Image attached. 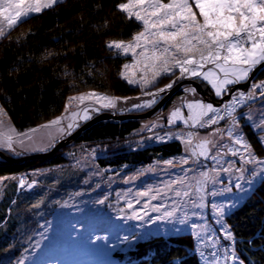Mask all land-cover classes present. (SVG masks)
<instances>
[{"label": "trees", "instance_id": "16d2710c", "mask_svg": "<svg viewBox=\"0 0 264 264\" xmlns=\"http://www.w3.org/2000/svg\"><path fill=\"white\" fill-rule=\"evenodd\" d=\"M122 2L127 0H63L6 30L0 39V102L18 132H30L60 117L68 98L82 93L139 97L141 91L121 76L124 59L106 46L112 40L130 41L142 28L117 9ZM256 79L264 80V68ZM165 80V84L170 82V78ZM183 82L186 79H176L175 84L181 86L167 109L185 94ZM91 115L86 124L80 122V127L43 153L15 157L0 150V177L8 178L0 185V264H15L35 241L38 231L29 226L31 217L39 214L42 220V214L56 213L67 196L84 188L87 171H77L72 163L74 152L83 147L99 148L96 168L118 174L153 164L156 159H178L185 154V145L173 138L143 146L130 142L141 126L138 113L126 110L114 114L108 109ZM119 116L126 118L120 120ZM245 130L254 152L264 157L260 135L249 125ZM39 169L49 170L33 177L31 173ZM23 177L28 186L21 188L19 178ZM78 204L85 206L81 201ZM143 217L147 218L144 213ZM224 219L235 237L234 242L229 241L231 252L242 264H264V177ZM168 231L153 228L151 232L165 235H150L148 230L136 228L130 231L131 242L125 249L89 254L87 258L96 257L95 264H203L189 230Z\"/></svg>", "mask_w": 264, "mask_h": 264}, {"label": "snow or ice", "instance_id": "6c2138e0", "mask_svg": "<svg viewBox=\"0 0 264 264\" xmlns=\"http://www.w3.org/2000/svg\"><path fill=\"white\" fill-rule=\"evenodd\" d=\"M62 2L63 0H0V39L6 36V30H11L18 22H23L22 17L27 19L30 14L41 13ZM116 7L125 14L126 19L139 22L142 30L136 32L128 42L112 40L107 42L106 46L125 56L130 54L133 58L134 62L130 65L125 64L121 73L127 83L138 85L141 90L156 89L144 92L145 95L152 97L150 101L136 104L134 107H152L161 93H166L174 86L176 79L200 78L202 82H207V85L211 86L216 97L227 94L231 97V102L225 103L222 109L203 101L188 103L187 115L180 108L171 111L168 124L180 122L189 129L174 138L181 140L186 146V152L193 158L192 163L199 164L201 158L220 163L223 156L229 154L237 156L239 153L236 148L229 146L227 142H221L225 140L226 135L228 142L244 150V155L240 156L244 163L264 165V160L256 159L252 145L241 134L242 130L235 115L237 107L256 99L257 90L260 96L264 97V80L259 82L254 78L250 80L251 74L260 66H264V0H168L167 3L164 0H127L118 3ZM162 76L170 78V82L159 87L157 81ZM172 77L175 79H171ZM242 83L251 84L248 93L239 92L238 95L232 96L233 88L229 86ZM190 90L193 93L196 91L194 88ZM121 99L96 91L69 97L64 113L42 125L41 129H55L57 134L70 135L80 127V121L92 119V113L99 114L103 110L116 109ZM124 99L126 102V98ZM248 120L252 121L256 128L264 131V110L260 111L258 123L253 121L251 115L248 116ZM229 121L230 127H222L221 122L228 124ZM41 129H31L28 133L17 132L8 123L7 113L0 106V149H7L19 155L15 145L19 143L24 146L26 140H34L33 134L40 132ZM204 129L211 131L202 134ZM160 139L163 141L164 137ZM259 143L264 146V136L260 137ZM48 146H55V137L49 138ZM189 162L190 159L181 160L182 164ZM168 163L171 164V161ZM262 174L264 169L261 172H252L253 176ZM5 179L8 178L0 177V185ZM193 179L195 184L180 178L166 186L168 192H173L175 197L182 199L172 210L163 211L156 220L178 224L187 222L186 216H177L180 204L190 199L193 191L202 193L207 183L216 182L207 171L201 172ZM175 185L184 186L183 190L174 189ZM235 187L239 189L241 185L236 184ZM162 194L166 196L167 192L164 189H157L156 194H152L151 190L138 193L140 197H148L149 203L159 199ZM242 196L243 193L241 198ZM200 200L198 204L194 200L192 203L195 207L204 208L202 195ZM239 203V200L234 199L230 203L213 205L216 223L224 229L226 233L224 239L228 241L234 242L235 237L224 224V217L228 211L238 207ZM128 207L132 208L133 205L129 203ZM147 207L148 204H145L144 208ZM163 207L167 208V205ZM153 211L161 212V207H154ZM134 218L144 217L137 213ZM156 220L152 223H156ZM192 227L202 228L201 238L207 235L206 225L202 227L193 224ZM95 239L99 240L101 237L97 236ZM103 239L107 242V237ZM132 239H135V236ZM119 242L131 241L128 236H124ZM212 254L215 255V252ZM225 259L236 262L238 257L234 251L229 253L225 249Z\"/></svg>", "mask_w": 264, "mask_h": 264}, {"label": "rangeland", "instance_id": "374dc122", "mask_svg": "<svg viewBox=\"0 0 264 264\" xmlns=\"http://www.w3.org/2000/svg\"><path fill=\"white\" fill-rule=\"evenodd\" d=\"M31 15L33 14H30V16ZM23 19L25 18L22 17L21 20ZM113 50L124 59L125 64L130 65L134 62L130 54L125 56L122 53H118L117 50ZM262 68H264V66H260L254 71L250 76V80L254 78L256 82H259L256 78L258 72H260ZM130 71L135 70L130 69ZM165 78L166 77L163 76L159 78L157 81L159 87L166 85ZM199 79L200 78H198V80H195V78L186 79L187 83H181L183 87L187 86L185 94L182 97L175 98L173 104L168 109L166 107L167 103L170 99L175 97V94H171V91H178L181 85L174 84L167 96L161 93L160 97L157 98V102L152 106L153 108L144 107L139 109L135 108L134 105L147 103L152 99V97L145 95L144 92L148 90L154 91L156 89L141 90L138 85L130 84L141 91L139 97L126 98V102L125 99L122 98L117 108L110 109V111L114 114H124L126 110L138 113L137 116L140 118L138 117L137 120L140 121L141 126L130 137V142L135 143L136 146H143L146 142L148 143L153 140L160 141L161 137H164V140H169L170 138L175 139L174 137L181 136L183 133L189 131V129L180 122L174 125L168 124L171 111L180 108L181 111L187 115L188 110L186 105L188 103L203 101L212 103L214 106L222 109L225 103L231 102V97L227 94L223 97H216L211 86L207 85V82L202 81H200L201 84H199ZM194 85L200 87L199 91L201 93L197 91ZM229 87L233 88L231 95L236 96L239 92L247 94L251 84L242 83ZM192 88L196 90L195 93L190 90ZM0 106H2L1 102ZM138 109L143 112L137 111ZM149 109H151V116L147 117L146 114L150 113V111L147 112L146 110ZM261 110H264V97L260 96L259 90H257L256 99L247 101L236 109L235 115L237 116L242 130L241 134L248 142L247 130H245L248 125L250 129L256 131L260 137L264 136V131L256 128L254 123L248 120V116L251 115L253 121L258 123ZM221 114H223V112H221ZM119 117L124 118L126 116ZM7 121L14 127L9 120L8 114ZM64 124H67V120L64 121ZM221 124L224 128L231 126L230 121L228 124L224 122H221ZM38 129H41V127ZM193 131H195V129H193ZM208 131L211 130L204 129L202 130V134ZM79 132H81V130L78 131V133ZM33 136L35 139L32 141L26 140L24 146H21L19 143L15 145L16 152L20 153L19 155L7 149L0 150L8 152L15 157L26 154L43 153L52 148L48 146L50 137H55L56 144L66 135L57 134L55 129H41L40 132L34 133ZM221 142L229 143V146L236 148L239 154L237 156H232L231 154L223 156L220 163L211 159L204 160L201 158L199 164H194L192 163L193 158H190L185 151V154L178 159H156L153 164L138 168L127 174H118L119 172L116 173L110 170L108 172L96 168L97 158L99 156L97 150L99 148L83 147L81 151L74 152L75 154L73 155L76 158L72 163L75 164L76 168L78 167L77 171H87V183H84V188L67 196V198L62 201L60 210H56V213L54 212L49 215L46 213L42 214V216H44L42 220L38 219L39 217L37 216L39 214H36L35 217H31L32 221H30L29 226L32 227V230L36 229V231H38L37 236L35 239L33 238L35 241L28 245L25 254L15 264H95L97 258L89 257L88 260L87 257L89 254L95 255L97 253L101 255L103 252L125 249L127 242L121 243L119 241L122 240L124 236L132 234L130 231L136 230V228L140 229V227L148 230L150 235H165V232H151L153 228H157V230H161V228L166 230L169 228V233H172V231L176 232L177 229H179V231L189 230L195 237L196 250L201 255L203 264H217V261L219 264H240V259L236 262H233L231 259H225V249L231 253L233 244H230L228 240L221 237L222 235H226V233L224 229L216 223L217 217L213 211V205L230 203L234 199L239 200L240 205L256 183L264 177V174L253 176L252 172H261V170L264 169V165L244 163V161L240 159V156L244 155V150L238 145L228 142L226 135L225 140ZM254 155L257 160H264V157L259 156L255 152ZM182 159H190L189 164H182ZM245 159H247L246 156ZM169 161H171V164L168 163ZM225 168H230L231 170L224 171ZM189 169H192V171ZM241 169H243V171H240ZM48 170L49 169H39L38 172L31 173V175L34 177L38 173L41 174L42 171L46 172ZM205 171L209 172L216 182L207 183L202 193L193 191L192 197L188 200H184L180 204V211L177 213V216H186L187 222L185 224H178L156 220L157 217L161 216L163 211L172 210L173 206L182 199L175 197L173 192H168L166 186L171 184L172 181L180 178L185 179L190 184H195L193 177H198L201 172ZM26 180L28 179H25V177L19 178V185L21 188L28 186V184L21 186ZM249 181H251V183H249ZM236 184H240L241 187L239 189L236 188ZM54 187L55 186H51L52 189ZM183 187L182 185H175L174 189L183 190ZM35 189L37 188H34V190ZM157 189H164L167 195L165 196L162 194L159 199L152 200L151 203H149L148 197H140L138 195L140 192L149 190H151L152 194H156ZM45 192L49 193V189L45 190ZM213 193L216 194L213 195ZM242 193L243 196L241 198ZM201 195L203 196L202 202L205 207H195L192 201L194 200L197 204L200 203ZM137 200H139V203H137ZM80 201L84 203L85 206L78 204ZM100 201H102V203ZM129 203L133 205L132 208L128 207ZM145 204H148L147 208H144ZM164 205H167V208H164ZM154 207H161V212L153 211ZM137 213L141 216H143V213H148L146 215L147 218H134ZM153 220H156V223H152ZM193 224L201 225L202 227L206 225L208 228L207 235L201 238L202 228L192 227ZM224 224L228 226L225 219ZM214 227L216 228L215 230ZM32 234L33 232H30L29 236H32ZM97 236L101 237V239H95ZM104 237H107V242L103 239ZM28 239L31 240L32 238ZM123 244L125 245L123 246ZM112 245H115V247ZM213 252H215V255L212 254Z\"/></svg>", "mask_w": 264, "mask_h": 264}, {"label": "water", "instance_id": "95a60500", "mask_svg": "<svg viewBox=\"0 0 264 264\" xmlns=\"http://www.w3.org/2000/svg\"><path fill=\"white\" fill-rule=\"evenodd\" d=\"M194 87H196V89H197V91H199L200 90V87L197 85H194ZM172 93L171 94H175L176 93V90H173V91H171ZM200 92V91H199ZM201 93V92H200ZM170 96V95H169ZM146 116L147 117H149V116H151V112L150 113H148V114H146ZM139 116H137L136 118H138ZM124 118H126V117H124ZM124 118H122V117H119V119L121 120V119H124ZM140 118V117H139ZM141 118H143V117H141Z\"/></svg>", "mask_w": 264, "mask_h": 264}, {"label": "bare ground", "instance_id": "6f19581e", "mask_svg": "<svg viewBox=\"0 0 264 264\" xmlns=\"http://www.w3.org/2000/svg\"><path fill=\"white\" fill-rule=\"evenodd\" d=\"M26 184H28V183H27V180L24 182V184H23V185H26ZM24 187H26V186H24Z\"/></svg>", "mask_w": 264, "mask_h": 264}]
</instances>
